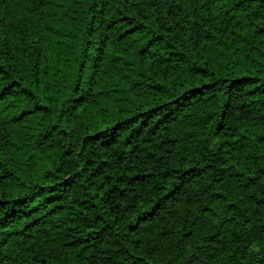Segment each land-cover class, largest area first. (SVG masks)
<instances>
[{"label":"trees","instance_id":"trees-1","mask_svg":"<svg viewBox=\"0 0 264 264\" xmlns=\"http://www.w3.org/2000/svg\"><path fill=\"white\" fill-rule=\"evenodd\" d=\"M0 264H264V0H0Z\"/></svg>","mask_w":264,"mask_h":264}]
</instances>
